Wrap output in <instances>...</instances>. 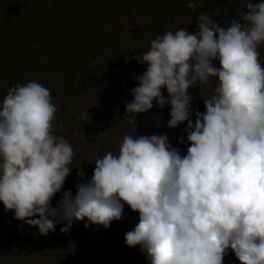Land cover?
<instances>
[{"label": "clouds", "instance_id": "1", "mask_svg": "<svg viewBox=\"0 0 264 264\" xmlns=\"http://www.w3.org/2000/svg\"><path fill=\"white\" fill-rule=\"evenodd\" d=\"M187 6L195 11L196 0ZM246 8L227 28L201 13L197 31H166L135 57L148 66L130 90L125 119L136 125L154 101L170 105L168 127L187 122V153L166 134H125L117 154L95 160L91 179L80 169L76 193L64 191L55 207L75 152L54 134L58 107L50 90L35 80L12 86L0 104L5 210L47 236L58 223L70 231L75 221L107 229L127 204L139 222L126 245H139L149 264H224L229 249L241 264H264V0H248ZM210 78L217 83L204 95ZM194 86L206 97L203 113L192 110ZM89 117L82 111L78 119Z\"/></svg>", "mask_w": 264, "mask_h": 264}, {"label": "rangeland", "instance_id": "2", "mask_svg": "<svg viewBox=\"0 0 264 264\" xmlns=\"http://www.w3.org/2000/svg\"><path fill=\"white\" fill-rule=\"evenodd\" d=\"M125 1L130 7V11L123 13L122 16L112 14L106 8L105 11L108 16H106L107 19L105 21V19L100 18L99 7L96 6L93 7V12L99 15V26L97 19L93 18L89 9L86 10V21L83 20L78 23L81 28H85L87 24L92 26V30L86 29L91 44L102 42L100 50L105 49L101 52L92 48L91 58L93 56L97 58L94 61L101 60L104 57L110 64H114L115 61L117 63L123 61V58L118 57L116 54L120 44L115 48H109L114 39L112 33L115 29L125 31L126 34L134 36V39H136L135 44L138 45V49L142 52L150 48V42L152 41L150 34L155 29V21L159 22L162 27L161 35L166 31L187 30L188 6L186 0ZM196 1L199 6V2H204L205 0ZM84 9V1H79L75 11L83 16L85 13ZM203 10L211 11V13H207L211 19L218 15V10L215 6H211L210 9L203 8ZM202 11H199V13H202ZM148 12L154 14L149 15ZM89 22H92V24L89 25ZM198 23L199 21H197L196 26ZM69 26L70 21L66 27ZM100 27L105 32L110 31L112 33L104 34L102 30H99ZM94 30L96 31L94 32ZM55 31L56 28H53L52 32L54 33ZM57 34L61 37L65 35L61 29L58 30ZM82 47L83 45L81 44L79 48ZM121 49L123 51L126 50L125 46H122ZM258 51L260 53V62L264 57V44H262L261 50ZM134 63L137 64L138 61L135 59L132 65ZM214 64L216 67H220L218 61H214ZM261 65L264 66V62ZM143 66L146 69L148 65L143 64ZM105 73V71L100 72L97 76L103 79ZM85 81H88V79L81 74L74 76V87L77 89L78 86H82L77 91L79 96L70 99L72 104H76V107L75 109L65 108L59 111L54 121V134L63 136L75 152L73 164L71 165L72 172L66 178L62 191L55 194L51 201L54 207L62 198L64 191L76 193V185L82 182V178L77 174L81 168L85 173V178L91 179L96 159L102 158L109 151L113 154L119 152V146L125 134H166L169 138V143L173 147L179 148L182 154H186L187 148L190 146L185 131L187 122L180 124L176 128L168 127V121L171 118L170 105H165L161 109L154 101V107L151 110L136 116V125L129 124L124 117L126 114L125 105L128 102L124 93L119 91L107 93L105 97V99L107 98V103H105V99L98 100L95 92H90L86 96L87 94L84 93L85 89H83L84 85H81ZM216 83V78H210V83L203 88V94H211ZM47 85H50L49 81L44 87L48 88ZM57 85L62 90H66L64 82ZM162 91L167 97L166 88ZM189 92L193 96L191 102L193 112H205L206 108L203 100L206 97L201 96L200 88L194 86L189 89ZM50 94L52 96L51 91ZM82 111H88L90 117L87 121L78 119ZM192 120L193 122L195 121V115H193ZM134 127H136V133L132 131ZM180 137L184 138L183 143L179 141L178 138ZM0 218L5 219L10 224L17 220L15 219L14 211L5 210L2 202H0ZM86 222L75 221L70 231L66 233L60 231L64 224L58 223L55 231H50L47 236L41 235L38 227L21 225L14 239H10L12 227L9 226L8 229L6 228L5 231L0 233V264H149L139 245L134 248L126 245L125 234L133 230L139 222V213L132 211L127 204L124 206L122 219L113 221L107 229L102 225H91L86 228ZM224 264H241V262L235 256V253L229 249L228 254L224 257Z\"/></svg>", "mask_w": 264, "mask_h": 264}, {"label": "trees", "instance_id": "3", "mask_svg": "<svg viewBox=\"0 0 264 264\" xmlns=\"http://www.w3.org/2000/svg\"><path fill=\"white\" fill-rule=\"evenodd\" d=\"M79 1H84L83 16L75 11ZM125 2V0H0V104L12 86L35 80L43 86L50 82L47 87L58 107L57 113L65 108L75 109L76 104H72L70 99L79 96L77 91L82 87L78 86L77 89L74 87L76 74L88 79L81 84L84 85L86 96L90 92H95L100 100L105 99L109 92L119 91L130 101L133 98L130 90L138 85L136 77L147 69L139 62L132 65L135 57L142 53L135 44L134 36L117 29L113 30L114 34L107 30L105 32L100 27L99 30L104 34L112 33L114 36L110 49L120 44L116 54L123 58V61L110 64L104 57L93 64L92 62L97 58L94 56L91 58L92 48L101 52L105 49L100 50L102 42L91 44L86 29L92 30V26L87 24L85 28H81L78 24L83 20L86 21L87 9L93 18L97 19L98 24L99 15L93 12V7L96 6L99 7L100 18L105 21L108 16L106 8L110 13L122 16L123 13L130 11L128 3ZM188 2L190 0H186V4ZM247 2L248 0H205L199 2L198 6L196 1L195 11L187 7L186 29L190 33L197 31L196 24L201 14L199 11L203 8L210 9L211 6H215L218 10V15L212 20L221 27L227 28L232 20H241L242 11H247ZM202 13H211V11L203 10ZM148 14L154 13L148 12ZM69 21L70 26L66 27ZM90 24L92 22H89ZM154 26L155 29L150 34L152 40L161 35L162 29L157 21L154 22ZM53 28H56L54 33ZM60 29L64 32V37L57 34ZM81 44L83 47L79 48ZM262 44L264 42L258 46V50H261ZM122 46H125V51L121 49ZM262 61L264 62V57L260 60L261 63ZM103 71L106 73L101 79L97 74ZM63 82L66 84V90H62L57 85ZM15 221L10 224L0 218V233L11 226L10 239H14L21 225H27L23 221Z\"/></svg>", "mask_w": 264, "mask_h": 264}]
</instances>
